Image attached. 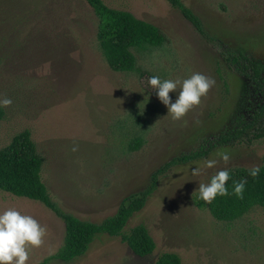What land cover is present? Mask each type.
I'll list each match as a JSON object with an SVG mask.
<instances>
[{
  "label": "rangeland",
  "instance_id": "1",
  "mask_svg": "<svg viewBox=\"0 0 264 264\" xmlns=\"http://www.w3.org/2000/svg\"><path fill=\"white\" fill-rule=\"evenodd\" d=\"M180 1L199 18L206 35L166 0H102L165 36L160 47L133 51L141 74L108 67L96 40L97 18L84 0H44L46 20L33 23L34 36L19 44L23 65L5 70L0 86V97L12 101L0 107V148L29 131L43 157L41 179L62 211L91 222L113 215L153 170L176 155L206 148L213 137L246 122L261 103L259 87L228 69L220 44L244 49L261 66L262 77L264 0ZM192 72L215 83L198 106L174 121L149 86L148 74L183 80ZM135 139L141 144L130 151ZM218 150L230 154L229 163L204 168V160L218 159ZM263 155L264 137L244 139L168 171L123 229L143 224L155 243L150 256L138 257L119 238L100 234L78 259L48 264H154L164 252L178 255L181 264H264V209L254 207L233 222H220L197 207L195 192L220 167L260 166ZM198 166L200 173L192 175ZM7 208L46 228L42 245L29 249L26 264H39L61 246L63 222L44 205L0 191V211Z\"/></svg>",
  "mask_w": 264,
  "mask_h": 264
},
{
  "label": "trees",
  "instance_id": "2",
  "mask_svg": "<svg viewBox=\"0 0 264 264\" xmlns=\"http://www.w3.org/2000/svg\"><path fill=\"white\" fill-rule=\"evenodd\" d=\"M84 1L97 18L98 48L112 71H139L133 51H144L164 44L165 36L154 25L137 19L129 12L109 8L102 0ZM166 1L178 10L200 35H206L199 18L180 0ZM43 2L44 0H0V86L5 70L11 69L13 65H23L17 58V49L21 42L34 36L33 31L36 29L32 28L33 25L37 21L46 20L41 13L44 12ZM220 47L221 57L228 69L259 87L262 101L257 109L246 122L210 139L206 148L181 153L161 164L150 173L142 189L127 194L114 214L100 222L81 220L62 211L51 199L40 175L43 157L37 151L28 130L15 134L6 146L0 148V191L37 201L63 222L64 236L61 246L39 264H48L51 261L72 262L83 256L100 234L119 238L120 242L138 257L150 256L155 249V243L146 227L137 224L128 231L123 229L127 221L144 207L156 191L159 180L173 167L197 161L216 147L232 146L244 139L249 141L264 137V75L261 77L260 72L262 68L244 49L230 47L224 43H221ZM1 114L0 110V118ZM140 144V140L135 139L129 145V150H136ZM258 167L260 171L256 177L248 174L249 168L229 169L230 178L226 182L228 195L217 196L210 203L198 199L197 207L207 208L212 218L220 222H233L254 207L264 209V155ZM240 180L244 181V190L238 197L232 190V182ZM154 264H181V261L175 253L164 252L156 257Z\"/></svg>",
  "mask_w": 264,
  "mask_h": 264
},
{
  "label": "clouds",
  "instance_id": "3",
  "mask_svg": "<svg viewBox=\"0 0 264 264\" xmlns=\"http://www.w3.org/2000/svg\"><path fill=\"white\" fill-rule=\"evenodd\" d=\"M215 81L199 72H192L187 78L161 79L158 75L148 78V84L156 93L160 103L167 108V115L174 121H180L185 114L201 103V98L214 85ZM177 89H179L177 91ZM173 93L172 99L169 93ZM12 103L10 98L0 97V107H6ZM217 158H210L203 161L202 166L212 169L218 163L227 165L231 159L226 150H218ZM260 169L252 166L248 174L256 177ZM200 167L191 169L192 175H198ZM228 167H220L211 175L207 183H200L195 192L198 198L210 203L217 196L228 195L226 182L229 180ZM233 192L239 197L244 190V181H233ZM46 228L40 225L36 219L27 214H21L14 208H7L0 211V264H26L29 258V249L42 245Z\"/></svg>",
  "mask_w": 264,
  "mask_h": 264
}]
</instances>
